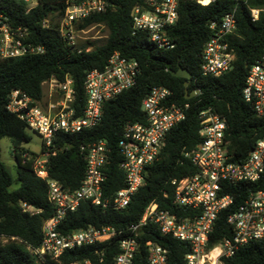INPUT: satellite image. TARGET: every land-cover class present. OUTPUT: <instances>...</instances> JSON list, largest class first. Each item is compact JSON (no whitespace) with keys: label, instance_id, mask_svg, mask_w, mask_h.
I'll use <instances>...</instances> for the list:
<instances>
[{"label":"trees","instance_id":"1","mask_svg":"<svg viewBox=\"0 0 264 264\" xmlns=\"http://www.w3.org/2000/svg\"><path fill=\"white\" fill-rule=\"evenodd\" d=\"M67 0H36L28 9L23 0H0V15L12 27L25 29L26 41L40 46L43 52L0 60V139L6 137L13 147L16 177L13 180L0 161V264H39L27 247L36 248L42 241V223L53 216V207L47 200L46 181L37 177L33 169L36 153L22 145L29 141L26 125L6 109L9 94L19 90L36 101L42 98V83L51 77L62 81L72 80L75 107L80 114L85 101L84 79L90 70H100L114 52L126 59L135 60L139 66L135 84L103 105L102 120L94 128L73 134H58L53 142L51 155L45 165L48 178L58 182L63 189H77L83 178L86 162L82 146L104 141L109 149V165L104 194H113L123 187V174L119 170L120 156L117 142L127 123L143 121L141 101L155 86L171 91L168 104L189 107L182 121L172 127L165 137L158 159L145 168L144 183L122 210L102 209L89 202L80 203L74 212L66 214L57 230L62 234L85 229L89 226L113 228L115 234L108 240L91 246L66 251L60 260L69 263L88 259L94 264H113L119 242L136 234L137 250L132 264H148L146 241L165 248L169 264H184L187 244L162 236L153 224L147 223L133 233L130 230L140 220L145 207L152 201L160 209L180 216H190L189 210L178 209L173 204L171 179L195 173V167L184 153L199 142L198 114L206 109L221 114L226 119L228 151L233 161H240L252 150L255 142L264 136V117H257L251 106L242 98V88L249 67L258 61L264 50V0H252L250 7L261 9L257 21L244 6L236 9V36L230 39L235 59L231 69L220 77L203 76L201 51L211 36L209 25L219 22L231 9L230 0H216L208 6L191 1L178 4L177 21L167 33L174 47L159 49L146 33L134 31L131 10L142 0H107L111 6L104 12L85 18L78 26L86 29L103 26L107 36L101 44L87 41L85 45L70 47L58 32V22L63 16ZM47 25L43 26V21ZM90 48L89 51L85 49ZM186 69L190 74L187 94L184 79L176 78L169 71ZM193 90L199 93L192 98L185 96ZM42 150V145L41 149ZM26 154L29 157L23 158ZM17 188L11 189L12 183ZM264 189L262 180L252 184L226 186L223 193L234 197L236 206L251 191ZM21 203L38 210H23ZM224 210L216 221L211 242L219 241L228 227ZM13 238V239H11ZM101 259V263L99 260ZM226 264H264V240L250 242L236 251Z\"/></svg>","mask_w":264,"mask_h":264},{"label":"built area","instance_id":"2","mask_svg":"<svg viewBox=\"0 0 264 264\" xmlns=\"http://www.w3.org/2000/svg\"><path fill=\"white\" fill-rule=\"evenodd\" d=\"M28 9L36 5L34 0H23ZM191 1L208 6L216 0H142L132 8L130 16L134 31L144 32L159 49L174 47L168 29L177 21L178 4ZM231 9L219 22H211V36L201 51L203 76L220 77L233 64L235 54L230 39L236 36V9L244 6L257 21L261 9L250 7L252 0H230ZM111 4L107 0H67L63 16L58 22V32L70 47H77L79 35L86 34L93 26L79 29L82 21L104 12ZM47 21L42 25L46 26ZM26 30L12 27L0 15V60L43 52L42 47L26 41ZM90 48L85 49L89 51ZM139 66L135 60L126 59L114 52L102 69L90 70L84 79L85 101L81 113L75 107V92L70 77L62 81L54 77L42 83L48 87V100L44 107L19 90H13L7 99L6 109L23 121L27 130L36 133L42 141V150L33 158L37 177L46 181L47 200L53 207V216L42 223V241L36 248L27 247L39 264H94L88 259L63 263L60 257L68 250L91 246L108 240L115 234L113 228L87 227L62 234L58 225L67 213L74 212L82 202H89L102 209L122 210L144 183L145 168L159 157L169 130L182 121L188 104H168L171 91L162 86L152 87L141 101L143 121L127 123L117 142L120 156L119 170L123 174V187L113 194H104L109 165V149L104 141L81 147L86 162L80 185L73 191L48 178L45 165L54 155L51 151L58 134H73L91 129L102 120L103 105L116 98L135 84ZM198 91V90H197ZM199 93V91H198ZM242 98L257 117H264V50L261 58L252 64L246 74ZM42 99V98H41ZM200 142L183 155L195 167V173L173 178V204L181 210H189L190 216H180L160 209L154 201L144 209L137 224L130 230L135 233L145 224H153L160 235L187 244L184 264H226V259L250 242L264 240V189L251 191L236 206L234 197L223 193L226 186L252 184L264 176V136L240 161H233L228 151L226 119L221 114L206 109L198 114ZM23 158L29 157L26 154ZM23 210H38L20 204ZM224 210L227 231L217 242H211L216 221ZM6 242L7 237H1ZM13 239V238H11ZM136 234L119 242L113 264H132L137 250ZM148 264H169L165 248L146 241ZM101 263V259L99 260Z\"/></svg>","mask_w":264,"mask_h":264},{"label":"rangeland","instance_id":"3","mask_svg":"<svg viewBox=\"0 0 264 264\" xmlns=\"http://www.w3.org/2000/svg\"><path fill=\"white\" fill-rule=\"evenodd\" d=\"M29 7V5H26ZM107 36V30L103 26H93L90 28L86 34H81L78 36L76 45L81 46L85 45L87 41H95L98 45L102 43V41ZM48 87L47 85H42V99L40 104L42 107L45 106L48 100ZM29 136V141L23 143L22 147L31 152V153H39L41 149V138L31 130L26 131ZM0 161L4 164L7 171L9 172L11 178L15 180L16 177V161L13 155V147L10 140L6 137H2L0 139ZM17 188V184L15 182L12 183L11 189ZM0 242L5 243L6 240L0 237Z\"/></svg>","mask_w":264,"mask_h":264},{"label":"water","instance_id":"4","mask_svg":"<svg viewBox=\"0 0 264 264\" xmlns=\"http://www.w3.org/2000/svg\"><path fill=\"white\" fill-rule=\"evenodd\" d=\"M169 74L171 76H173V77L182 78V79L185 80L184 83H183V86H184V93L187 94V86L190 83V74H189V72L186 69L178 68L176 71H169ZM197 94H198V91L197 90H193V91L189 92L188 95L185 96V99L192 98V97H194Z\"/></svg>","mask_w":264,"mask_h":264},{"label":"crops","instance_id":"5","mask_svg":"<svg viewBox=\"0 0 264 264\" xmlns=\"http://www.w3.org/2000/svg\"><path fill=\"white\" fill-rule=\"evenodd\" d=\"M35 2H36V0H34ZM36 4H37V2H36Z\"/></svg>","mask_w":264,"mask_h":264}]
</instances>
